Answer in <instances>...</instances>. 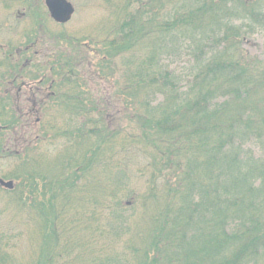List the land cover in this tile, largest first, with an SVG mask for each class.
Listing matches in <instances>:
<instances>
[{
    "label": "trees",
    "instance_id": "1",
    "mask_svg": "<svg viewBox=\"0 0 264 264\" xmlns=\"http://www.w3.org/2000/svg\"><path fill=\"white\" fill-rule=\"evenodd\" d=\"M22 2L31 6L35 0ZM123 3L112 5V19L101 36L52 34L60 49L46 55V64L38 59L40 39L31 40L38 33L27 45L6 49L0 61V158L21 154L27 164V171L25 166L10 173L16 183L6 190L39 224L41 240L33 247L31 264H59L56 260L73 245L64 247V237L88 230L92 221L100 222L91 225L96 242L102 223L110 230L126 228L136 215L129 254L112 250L114 255L106 257L104 245L93 250L87 264H264V157L244 147L264 138V59L243 47L247 36L264 29V0ZM184 45L181 53L192 65L190 84L182 91L164 58ZM120 57L125 66L117 71ZM95 82L111 85L117 90L114 98L125 100L114 118L92 94ZM13 89L26 92L32 102L28 111H18ZM157 94L163 100L154 105L149 97ZM51 108L73 123L59 132L73 145L66 148L72 153L65 170L48 183L35 164L28 166L33 161L24 149L30 139L40 149L58 136L42 127L37 134L33 128L30 135L23 130L34 111ZM122 114L129 116L130 129L119 124ZM133 142L144 145L143 160L120 162L122 169L105 186L110 208L104 207L105 196L93 202L73 198L100 161L101 150L114 153L119 143ZM136 172L143 181L140 189L134 185ZM123 196L132 210L127 217L120 213L126 207ZM75 212L91 219L72 231ZM122 257L125 263H119Z\"/></svg>",
    "mask_w": 264,
    "mask_h": 264
},
{
    "label": "rangeland",
    "instance_id": "2",
    "mask_svg": "<svg viewBox=\"0 0 264 264\" xmlns=\"http://www.w3.org/2000/svg\"><path fill=\"white\" fill-rule=\"evenodd\" d=\"M7 1H11L10 6H5L4 0H0V61L4 59L6 49L8 50L9 48H12L11 46L16 47V45L19 44L24 45L27 42H30V36H34L38 33L41 34V36L36 38L34 36L31 38V40L33 38L36 40L40 39L39 42H41V44H37V49L39 50L38 59L44 61L42 64H46L48 60L46 55L48 56L51 52H54V50L57 51L60 49L57 39L52 38V34L64 30L67 32V34H72L76 37L91 34H98V36H101L104 28L107 24H109L110 19H112L113 6L117 4H121V6L124 5L123 1L125 0H111V4L108 3L107 0H69L75 6L76 10L73 19L64 26H60L52 20L44 0H35V3L33 2L31 6L24 4L22 0ZM30 1L31 0H29V2ZM37 21H39V24ZM63 27L65 29H63ZM25 38L28 39L25 40ZM243 47L251 55L260 59H264V29L259 33L247 36L244 40ZM186 48V45H184L183 49L181 48L178 52H175V54L166 56L164 58V63L166 66H168L167 69H169L177 78L178 87L181 88L182 91L187 89L191 81L192 61L189 60L187 55L181 53L184 52V49ZM33 52L34 51H31L29 56H31ZM124 66V57H120L118 64L116 65L117 71L123 70ZM3 72H5V70ZM113 87H115L114 84ZM92 88L94 91L92 94L94 93V95H96L99 103L102 101L100 104H103L108 108V111L111 112V117L116 112H119L120 108H118L117 105H122V102L125 100L121 99V97L120 100H116L114 98L116 89L112 88V86L109 84H103V82H95ZM13 90L14 91L11 93L13 98H15V96L18 98L19 96V101L17 102L18 111L22 112L24 109L28 111L32 105V102L29 101L28 103L26 101V92L21 91L17 93L15 89ZM149 100L155 105L157 102H161L163 100V95H151ZM41 113V111L33 112V115L28 121V125L25 130H23V132L28 129V134L26 135H30L31 128H33V130H36L34 133L37 134L40 132V128L42 127L47 132H51V134L55 133L58 137H56L54 140H47V144H43L40 149L36 146V142L31 141L30 139L28 142L29 145L25 146L24 152L25 157L28 156V158L32 159L33 161V166L31 164L28 166L34 168L35 164L36 170L41 171L44 178L46 179V182L49 183L52 181V179L62 173L63 170H65L66 162L69 161L68 155L71 154L72 151L67 152L66 148L71 147L73 142L62 138V134H59V132L62 129L72 127L73 123H68L69 121L60 115L61 110L59 109L56 110L51 108L50 110L45 111L42 114ZM41 116L43 119L40 125L38 118ZM118 120L120 125H126V127L130 129L131 123L129 116L127 118L124 114H122L121 117H118ZM9 132L10 133L7 134L8 146L13 149L14 136L11 135V131ZM90 145L91 144L89 141V146ZM142 147H144V145L140 143L133 142V144L128 146L126 143L123 145L119 143L114 149V153L113 150H101L99 155L100 161L98 164L95 163L96 165L91 168L92 171L87 176V183H83L82 188L76 191V193H80V196L77 195L73 198L77 199L79 197L86 196L87 199H90V202H93L97 197L102 199V197L105 196L107 200L104 204V207H109L112 205L110 201L111 197L106 196L108 194L105 192L107 190L105 186H108L110 183L114 172H119V169H122L121 167L123 165L120 164L121 161L125 160L128 164L130 163L137 165L143 160V153L145 150ZM244 147L246 149L249 148L252 151L254 157H264V138L251 139L246 143V145H244ZM115 154H117V157ZM21 157L22 155L20 154L12 158H0V178H3L6 181H12V178H8L12 171H20V167L25 168V166L27 171V164L25 163L24 159H21ZM38 163H42V168L38 165ZM61 163H63V165ZM19 164L20 166H18ZM120 174H123V172H120ZM138 175L140 174L136 172L134 177V185L137 189H140L143 187V181L141 182ZM121 178L122 181H124L122 176ZM83 189H88V191ZM94 193H96V197L94 196ZM15 198L16 195H12V192L7 191L5 187L3 188L1 185L0 264H2L4 260V264H31V260L33 261V247L37 248L38 243L41 240L40 228L39 224L35 223L36 220L31 214L32 212H29V210L25 209L23 205H19ZM122 200L125 203L129 199L127 196H123ZM107 202H109V204ZM125 205L126 207L120 209V213L127 217L132 210L128 208L129 204L125 203ZM25 206L29 208L28 201ZM107 210L108 208H105L104 212L106 213ZM98 212L100 213L101 211ZM39 215L40 214L36 213L38 218ZM71 215L74 218L71 217L72 219L69 223H72L75 226V229L72 231H77L81 228V226L85 224L87 225L91 219L86 213L75 212V214ZM99 217H101L100 221L104 222L102 215L99 214ZM32 218H34L33 223ZM136 221H139L138 215L130 218V227L125 228L119 226L117 230H110L108 227H105L104 223H102L98 229V232L102 229H104V231L102 234L101 232L96 234V236L100 235V237L96 239V242L93 240V234H95L93 227L94 223L96 224L100 222L97 220L92 221L93 223L91 225L93 227L89 225L87 228L88 230L85 229L82 231L84 235H81L82 232H80L78 235H66V237H64V241L62 242L64 247L66 246V242H70V244L73 245L70 247L68 246L69 248L64 251L59 260H56V263L87 264L88 260L94 256L95 252L93 250H95V248L98 250L99 248L104 247V245H106V247L103 249L106 252V257L113 256V253H115L114 251H118L119 253H122L120 251H126L129 254L130 249L128 247V242L131 243L134 241V237L136 238V235L132 234V231H134L133 233L136 234ZM117 233H119V236ZM79 243L82 245H79ZM42 250L43 247L41 246L39 251L41 252ZM79 254L81 259L78 258ZM119 263H125V259L122 257Z\"/></svg>",
    "mask_w": 264,
    "mask_h": 264
},
{
    "label": "water",
    "instance_id": "3",
    "mask_svg": "<svg viewBox=\"0 0 264 264\" xmlns=\"http://www.w3.org/2000/svg\"><path fill=\"white\" fill-rule=\"evenodd\" d=\"M45 4L50 12L51 17L58 23H66L71 20L75 8L68 0H45ZM0 183L6 187H12V181L0 179Z\"/></svg>",
    "mask_w": 264,
    "mask_h": 264
},
{
    "label": "flooded vegetation",
    "instance_id": "4",
    "mask_svg": "<svg viewBox=\"0 0 264 264\" xmlns=\"http://www.w3.org/2000/svg\"><path fill=\"white\" fill-rule=\"evenodd\" d=\"M21 90V89H20ZM23 92V91H22ZM42 117L38 118V120H40Z\"/></svg>",
    "mask_w": 264,
    "mask_h": 264
}]
</instances>
